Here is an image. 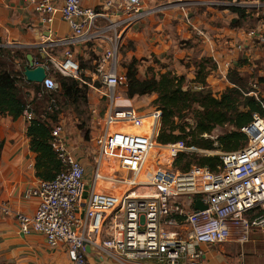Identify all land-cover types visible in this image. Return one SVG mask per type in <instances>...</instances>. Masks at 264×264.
<instances>
[{
	"label": "built area",
	"instance_id": "2783aa9c",
	"mask_svg": "<svg viewBox=\"0 0 264 264\" xmlns=\"http://www.w3.org/2000/svg\"><path fill=\"white\" fill-rule=\"evenodd\" d=\"M27 2L45 26L60 14L71 31L69 38L51 45L67 47L60 60L47 56L34 60V68L46 69L40 86L41 94L50 97L48 110L59 109L55 96L60 86L53 71L93 87L81 78L82 63L70 48L76 45L100 47L94 76L105 89L99 92L107 105L103 128L94 139L92 190L85 165L74 157L64 136V125L57 124L50 143L63 171L52 181H39L31 191L39 201L33 215L14 212L7 204L0 205L1 215L14 218L20 233L41 235L49 248L63 249L71 264H89L91 257L98 264H210L203 247L243 249L253 233L264 235V116L254 114L243 127L244 148L220 155L218 172L198 166L181 172L173 167L178 155L200 151L183 141L160 144L162 112L142 111L145 107L126 96L127 75L119 55L127 26L148 13L173 6L187 11L202 2L180 0L147 12L144 0ZM247 36L264 46V33L250 31ZM243 47L237 46L240 53ZM249 95L260 98L254 90ZM30 111L24 114L28 122L34 117ZM93 114L99 115V109H93ZM153 149H167L171 162L153 163L142 176ZM91 151L83 146L87 156ZM196 200L207 209L196 210Z\"/></svg>",
	"mask_w": 264,
	"mask_h": 264
},
{
	"label": "crops",
	"instance_id": "0c3cea01",
	"mask_svg": "<svg viewBox=\"0 0 264 264\" xmlns=\"http://www.w3.org/2000/svg\"><path fill=\"white\" fill-rule=\"evenodd\" d=\"M148 7H151V5L147 3V0H144V12L148 11ZM164 13H166V16H163L160 23L156 22V26H154L155 16L159 14L156 11L148 13L143 19L129 24L123 39L131 33L132 42L134 40H137V42L138 40L144 41V50H148V54L159 53L160 56L165 54L173 56L175 69L171 70L169 68V70L185 76L187 82L189 79H195L197 63L214 52L216 43H218L216 44L217 51H224V48H226L225 43L229 48V40L232 38H235L237 42L242 40L244 45L251 44V40L247 34L242 32V29L231 30L224 25L222 19L216 18V16L220 17L216 15L217 12L210 14L207 19L202 16L194 19L196 24L201 25L199 28L205 30L204 37L196 35L197 32L195 33L194 30L191 31L185 27L181 11L168 9ZM138 25L144 26L146 30L149 29V32H155L152 40L147 41L144 35L140 37L138 33H135L137 31L134 28ZM50 31H52V34H50ZM70 36V28L63 21L60 14L56 15L51 25L45 26L27 0H0V38L4 49L12 51L15 49L34 50L36 55H31L34 60H44L46 56L60 60L67 47L56 46L52 48L51 45L59 38H69ZM199 39L206 43H204V47L200 46L201 48H198L196 46ZM183 40L193 42V45H185V49H181L178 45L179 41ZM70 48L74 51L76 49V52L79 49L82 51L81 53L91 52L96 55L102 53L100 47L91 45H76L70 46ZM253 51H255L254 47H250L249 52L252 53ZM228 54L224 59L216 60L220 69L217 70L218 73L226 65H235L236 60L234 58L239 55L238 50H228ZM28 56L30 54L26 56L27 65L25 68L29 66ZM214 58L216 59L215 56ZM244 58L247 60L248 57ZM83 71L87 73L88 70L83 68ZM221 73L223 72L221 71ZM211 74L215 73H210L207 82L214 95L219 96L228 87H231L226 75H223L220 79H215V76ZM63 123H65L64 120ZM65 124L64 136L72 149L74 157L83 165H90L89 158L83 152V146L86 144L81 145V142L78 143L81 140L79 135L76 140L71 137V135H75V132L80 134V131L71 124ZM28 125L29 122L25 116L17 120H14L11 116H0V143L2 144V147H0V205L7 204L14 212L33 215L37 210L39 201L31 196V191L41 180L37 177L35 169L37 155L31 151L30 139L27 137ZM87 182L89 189L92 190L94 183L88 180ZM262 238L264 239L263 234L255 232L248 244L257 243ZM262 245L264 246V243ZM44 247L47 248L48 246L43 236L20 233L14 218L0 214V264H50L59 257L55 256L53 252L44 253ZM213 247L206 246L203 249L205 251V249ZM57 254L64 255L68 264H71L63 249H58ZM205 255L210 264H225L221 257L217 258V255L206 251ZM89 264L98 263L94 257H91L89 258Z\"/></svg>",
	"mask_w": 264,
	"mask_h": 264
},
{
	"label": "trees",
	"instance_id": "16d2710c",
	"mask_svg": "<svg viewBox=\"0 0 264 264\" xmlns=\"http://www.w3.org/2000/svg\"><path fill=\"white\" fill-rule=\"evenodd\" d=\"M236 1L240 2V0ZM260 1L264 2V0ZM223 9L237 16L232 21L231 28H240L249 16L244 9L235 5ZM13 54L15 52L12 50L0 49V116H11L17 120L24 116L26 111H32L34 117L29 121L27 137L30 139L31 151L37 155L36 174L40 180L52 181L64 169L50 143L52 130L60 122V112L52 113L48 110L49 100L41 114L34 111L32 103H27L20 85L38 86L40 93L42 87L26 81L24 76L26 58L20 71L8 69L7 60ZM137 65V59L125 65L126 96L130 100L149 95L157 96L153 104L162 112V125L158 136L160 144L168 145L183 141L188 147L215 151L216 141L206 138L205 135H211L218 127H229L230 130L219 137L217 142L223 152L237 151L247 145V137L242 132L243 127L253 121L254 114L264 116V99L249 95L253 90L249 86V79L241 71L243 61L235 63L229 70L227 80L231 87L219 96L214 95L207 82L211 71L217 69L216 63L210 57L202 58L196 65V76L193 80L197 84L196 89L187 85L185 76L170 70L160 73L158 77L142 79ZM81 78L84 82L89 80L84 75ZM59 86L62 97L72 105L87 101L88 87L81 81L59 76ZM133 101L134 104L138 103L136 100ZM189 113L194 117V127H190L184 121ZM85 138H88V133L85 134ZM0 147H2L1 143ZM156 152L158 150H152L153 157ZM221 164V156L217 154L200 155L196 152H182L175 159L173 167L181 172H188L192 166L218 172Z\"/></svg>",
	"mask_w": 264,
	"mask_h": 264
},
{
	"label": "rangeland",
	"instance_id": "374dc122",
	"mask_svg": "<svg viewBox=\"0 0 264 264\" xmlns=\"http://www.w3.org/2000/svg\"><path fill=\"white\" fill-rule=\"evenodd\" d=\"M180 0H147V3L151 5V7H164L168 6L170 3H176ZM182 1H194V2H202V5L193 6L187 11H183L182 9L173 6V8H170L171 11H181L183 14V23L185 24V27L190 29L191 31L194 30L196 35L200 37H204L205 30L200 29L198 24L195 23L194 19L196 17H204L205 19L209 18L210 14L217 12L216 15H219L220 17H217L219 20L222 19L224 22V25H226L231 30H239L242 29V32L245 34H248L250 31H260L261 33H264V6L263 2L260 0H240V2H237L234 0L231 2L230 0H182ZM174 5V4H172ZM235 5L236 7L242 8L246 11V13L249 15L245 21H243L242 26L240 28H231V23L234 19L237 18L235 14H233L231 11H227L223 8L227 6ZM168 10V9H167ZM164 11L159 12L155 17L154 26L157 25L156 22H159L163 20V16H166V13L163 14ZM223 15V16H222ZM188 16V18H186ZM223 24V23H222ZM143 25V24H142ZM138 25L135 27V33H138V35L141 37L144 35L145 39L147 41L152 40V36H154L153 31L149 32V29L146 30L144 26ZM196 30V31H195ZM199 33H202L199 34ZM125 34V33H124ZM124 37V36H123ZM131 33L125 36V38L122 40V47L120 48V55H119V61L122 68L125 69V65L130 64L133 59L138 60V73L140 78L144 79L147 77L157 76L160 73L169 71V68L171 70H174L175 63L173 62V56L165 54L159 55L155 53L148 54V50H144V41L142 40H134L132 42L131 40ZM149 39V40H148ZM198 45L196 46L198 48H201L200 46H205V42L203 40H198ZM137 42V43H135ZM212 42V41H210ZM223 42V41H221ZM148 43V42H147ZM205 43V44H204ZM240 43L243 45V50L241 53L239 52L237 46ZM244 42L238 41L235 38H232L229 40V48H227V45L225 43L224 51H217V45L216 43L214 45V52L209 55L210 58H212L213 62L216 63L217 69L214 72L215 74H211L215 76V79H220L223 77V75H226L229 73V70L232 68V66H229L227 70H225V67L221 69L223 73H218L217 70L219 69V65L216 60L224 59V57L228 56V50L234 51V49H237L239 52V55L235 56V60L239 63H244L242 66V73L246 78L249 79V86L261 99H264V46L260 44L256 39H252L250 45H244ZM3 43L2 40H0V49H4L2 47ZM193 45V42H187L186 40L179 41V47L181 49H185L186 46ZM250 47H254V50L252 53H250ZM203 50V48H202ZM101 51V50H100ZM15 54H13L11 57H9V60H7L8 69H12L13 71H20L22 68L23 60L26 58L28 54L30 55H36V51L34 50H22V49H15ZM75 55L79 59V61L82 63V68L87 69V73L82 72V76L84 75L88 80L87 83H90L93 87H88V94H87V101H80L79 103H76L75 105L72 103L65 101V99L62 97L61 93H57L55 98L57 100L59 109L57 110L60 112V122L58 124H61L64 120L66 124H71L75 128H78L80 131V134L78 132H75V135H71L73 140L78 139V135L80 136L81 140L78 142H81V145L86 144L88 146V149L90 148L92 151V155H86L89 159L90 165H85L87 169V180L89 182H93V175H94V153H96L94 148V139L95 137L100 133V131L103 128V115L104 111L107 105V99L104 97L101 100L102 94L99 91H104L102 84L98 82V80L95 78L94 73V63L98 62L100 60V56H97L95 53H81L78 49L76 52L75 49ZM56 54V53H55ZM247 54H249L247 56ZM216 57V59L214 58ZM244 57H248L247 60ZM234 60V61H235ZM18 62V63H17ZM44 62V61H41ZM170 70V71H171ZM177 74V72H176ZM54 79L59 83V76H64L58 71H53L52 73ZM209 78V77H208ZM84 84V83H83ZM38 85V84H35ZM86 85V84H84ZM187 85H190L192 89L197 88V84L193 82V80L189 79L187 82ZM23 90V95L27 101V103H32V108L34 111L38 114H41L44 110L45 105L47 104V100L50 98L47 97L44 94L40 93V88L38 86H26L24 84L20 85ZM123 96H125L123 94ZM157 98L156 95H149L145 97H136L133 100L138 101V103H135L136 106L143 108L142 111H149L150 109H155L154 101ZM98 108L99 109V115L93 114V109ZM63 117V118H61ZM62 119V120H61ZM185 123H188L190 127H194V117L192 114H187L185 118ZM63 123V125L65 124ZM65 124V125H66ZM56 126V125H55ZM229 129V127H218L214 130V132L211 135H205L206 138H210L215 142L214 146L217 148L215 151H206V150H200L198 154L205 155V154H217L221 155L223 151L219 148V142H217V139L224 135ZM75 131V129H74ZM77 131V129H76ZM88 133V138H85V134ZM190 140V138H188ZM86 152V151H85ZM160 163L161 164H168L171 162L169 158V152L167 149H161L160 150ZM94 155V156H93ZM147 163L150 162V159L147 157ZM264 243V239L258 240L257 243H250L247 244L243 249L234 245H219L214 246L213 248L205 249L206 252L217 255V258H222L224 260L225 264H264V246L262 245ZM255 245H258L257 247ZM257 250H256V249ZM44 253L46 252H53L57 259H55L53 262H50V264H68L67 260H65L64 255H58L57 250L58 249H51L49 247H44Z\"/></svg>",
	"mask_w": 264,
	"mask_h": 264
},
{
	"label": "water",
	"instance_id": "95a60500",
	"mask_svg": "<svg viewBox=\"0 0 264 264\" xmlns=\"http://www.w3.org/2000/svg\"><path fill=\"white\" fill-rule=\"evenodd\" d=\"M29 66L24 70V76L28 83L40 85L46 78V69L44 67L34 68V58L33 56H28ZM196 210H205L207 207L200 201H195ZM90 250L89 248L87 249Z\"/></svg>",
	"mask_w": 264,
	"mask_h": 264
},
{
	"label": "bare ground",
	"instance_id": "6f19581e",
	"mask_svg": "<svg viewBox=\"0 0 264 264\" xmlns=\"http://www.w3.org/2000/svg\"><path fill=\"white\" fill-rule=\"evenodd\" d=\"M156 150H158V152H157L158 155H157L156 158L152 156V151L148 154L147 157L150 159V162H152V163H147V159H146L145 167H144V169H143V171L141 173L142 176L144 175L145 171H147L153 165V163H154V165H157V164L160 165L161 164L160 163V159H159V157H160L159 153H160L161 149H156ZM156 160H159V161L156 162Z\"/></svg>",
	"mask_w": 264,
	"mask_h": 264
}]
</instances>
